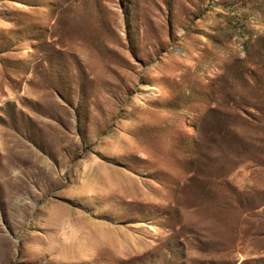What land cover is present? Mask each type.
<instances>
[{"label":"rangeland","instance_id":"1","mask_svg":"<svg viewBox=\"0 0 264 264\" xmlns=\"http://www.w3.org/2000/svg\"><path fill=\"white\" fill-rule=\"evenodd\" d=\"M0 264H264V0H0Z\"/></svg>","mask_w":264,"mask_h":264}]
</instances>
